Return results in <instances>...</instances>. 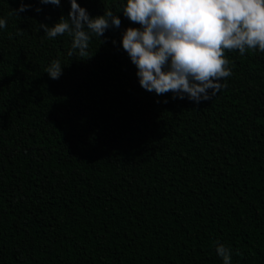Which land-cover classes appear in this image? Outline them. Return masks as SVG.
Segmentation results:
<instances>
[{
  "label": "trees",
  "instance_id": "obj_1",
  "mask_svg": "<svg viewBox=\"0 0 264 264\" xmlns=\"http://www.w3.org/2000/svg\"><path fill=\"white\" fill-rule=\"evenodd\" d=\"M20 2L0 0V264H222L216 243L264 264V52L226 50L219 92L174 99L139 85L122 14L82 57L39 27L69 0Z\"/></svg>",
  "mask_w": 264,
  "mask_h": 264
},
{
  "label": "clouds",
  "instance_id": "obj_2",
  "mask_svg": "<svg viewBox=\"0 0 264 264\" xmlns=\"http://www.w3.org/2000/svg\"><path fill=\"white\" fill-rule=\"evenodd\" d=\"M119 10L103 8L91 14L78 0H69L67 15L51 25L41 22L48 38L67 34L68 55L85 56L93 36L119 28L121 15L133 24L120 34V45L135 66L139 85L157 95L187 98L199 103L215 95L231 75L226 50L264 52V0H118ZM59 7L61 0H40ZM32 7L21 0L9 15ZM36 11H40L37 6ZM7 16H0V29ZM113 43H116L113 40ZM89 57V56H88ZM60 58L52 59L45 72L58 79L63 72ZM211 90V91H209ZM222 264H232L231 249L216 243Z\"/></svg>",
  "mask_w": 264,
  "mask_h": 264
}]
</instances>
